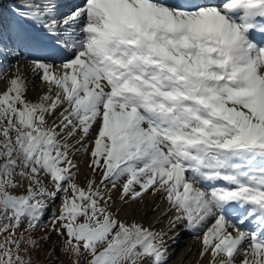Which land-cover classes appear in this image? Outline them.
<instances>
[{
    "label": "snow or ice",
    "instance_id": "1",
    "mask_svg": "<svg viewBox=\"0 0 264 264\" xmlns=\"http://www.w3.org/2000/svg\"><path fill=\"white\" fill-rule=\"evenodd\" d=\"M182 233L264 264V0H0V264H169Z\"/></svg>",
    "mask_w": 264,
    "mask_h": 264
},
{
    "label": "bare ground",
    "instance_id": "2",
    "mask_svg": "<svg viewBox=\"0 0 264 264\" xmlns=\"http://www.w3.org/2000/svg\"><path fill=\"white\" fill-rule=\"evenodd\" d=\"M86 163V162H85ZM85 164L82 165V170L85 168ZM153 202H159V198L158 197H152V196H148L145 200L146 204H152ZM137 207L139 208L140 205H137ZM163 207V205H162ZM158 215V213H152L151 211H148L146 214L143 215V219L145 224L151 223V221L155 218V216ZM137 219L140 218V216L138 215L136 217ZM199 243H197L196 241L193 240V237L190 235H188V233H182L181 239L179 241V244L176 245L173 249H172V254L173 251L176 252V256H178V258L175 261V264H180V262L183 260L184 264H189V262L191 261V257L190 254H196L199 250ZM189 249H191V252H189ZM175 254V253H174Z\"/></svg>",
    "mask_w": 264,
    "mask_h": 264
},
{
    "label": "rangeland",
    "instance_id": "3",
    "mask_svg": "<svg viewBox=\"0 0 264 264\" xmlns=\"http://www.w3.org/2000/svg\"><path fill=\"white\" fill-rule=\"evenodd\" d=\"M4 7L5 9H7L8 7L7 3H5ZM85 166H86V163H85ZM84 169H86V167ZM84 169L82 170V175H83ZM45 219L47 220V217ZM43 234H44L43 231H41L40 233H38V236L43 235ZM188 235L190 236V234ZM58 239L59 238L53 236L52 241H50L47 244H42V247L40 248L39 252L35 254V256L37 257V264H49V261L46 259V257H48L49 253L53 251L54 246H55V251L52 255L53 264H59L61 260L67 261L68 258L65 255H62L60 251ZM171 252H172V249H171ZM190 257H191V261L196 258L194 254H190ZM177 258L178 256H176V252L173 251L169 264H175V261Z\"/></svg>",
    "mask_w": 264,
    "mask_h": 264
}]
</instances>
